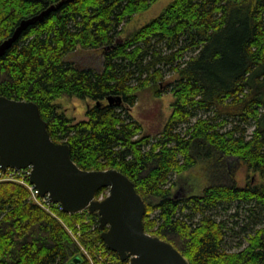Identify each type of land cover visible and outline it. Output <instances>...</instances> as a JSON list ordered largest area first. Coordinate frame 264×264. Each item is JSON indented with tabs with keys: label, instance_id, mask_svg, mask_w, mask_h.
Wrapping results in <instances>:
<instances>
[{
	"label": "trees",
	"instance_id": "1",
	"mask_svg": "<svg viewBox=\"0 0 264 264\" xmlns=\"http://www.w3.org/2000/svg\"><path fill=\"white\" fill-rule=\"evenodd\" d=\"M157 1L0 0V44L22 27L0 56V96L36 102L82 169L126 174L145 231L190 264H264V0H172L126 33ZM79 48L102 50V69L67 61ZM168 73L179 77L162 88ZM149 89L174 98L155 136L130 112ZM63 96L90 99L86 118L67 116ZM229 157L261 181L238 184ZM199 164L209 184L177 195L173 176ZM30 195L0 179V264H128L101 237L98 212H50Z\"/></svg>",
	"mask_w": 264,
	"mask_h": 264
},
{
	"label": "water",
	"instance_id": "2",
	"mask_svg": "<svg viewBox=\"0 0 264 264\" xmlns=\"http://www.w3.org/2000/svg\"><path fill=\"white\" fill-rule=\"evenodd\" d=\"M0 44V56L16 41ZM115 99L110 97L109 102ZM33 166L31 182L41 195L49 194L66 212L89 209L100 215L101 237L121 260L130 264H190L172 243L145 231L146 204L134 182L117 169L85 170L71 156L67 143L55 142L39 105L30 100L0 96V167ZM109 194L96 199L97 192Z\"/></svg>",
	"mask_w": 264,
	"mask_h": 264
},
{
	"label": "rangeland",
	"instance_id": "3",
	"mask_svg": "<svg viewBox=\"0 0 264 264\" xmlns=\"http://www.w3.org/2000/svg\"><path fill=\"white\" fill-rule=\"evenodd\" d=\"M171 1L172 0H158L149 10L136 15L134 19L127 24L126 33L141 27L151 19L157 17ZM66 60L74 63L80 68L101 70L104 64V55L102 50L79 48L68 54ZM178 77V73L166 74L162 88L172 84ZM173 99L172 93H166L158 97L153 89L141 91L136 105L131 107L130 112L135 119L143 124L144 133L155 136L163 129L172 112L171 105ZM58 103L67 116L74 117L76 120L85 119L87 108L93 105L90 99L85 100L68 96H63L58 99ZM228 162L230 165L229 169L232 170L238 184L245 185L249 178H251L253 183L261 181L260 175L258 173L249 172L247 166L239 159L229 157ZM210 169L208 164H199L182 175H174L173 178L177 182L176 194L188 195L199 193L211 180ZM108 194L109 188L100 198H105ZM231 243L234 244L233 242Z\"/></svg>",
	"mask_w": 264,
	"mask_h": 264
},
{
	"label": "built area",
	"instance_id": "4",
	"mask_svg": "<svg viewBox=\"0 0 264 264\" xmlns=\"http://www.w3.org/2000/svg\"><path fill=\"white\" fill-rule=\"evenodd\" d=\"M32 171H33L32 165H28V166L23 167V168L8 167L6 169H3L2 167H0V179H2V180H13V181H17V182L25 185L31 194L30 195L31 199L33 201L37 202L38 204H40L47 211L52 212L54 207L64 211L62 204L60 202L53 201L50 198L49 194L41 195L40 190L36 187V185L34 183L31 182ZM96 199L101 200L103 198L99 197ZM82 211L90 212L89 209H85ZM82 211H77V212H82ZM68 213H75V212H68ZM99 229H100V223H99ZM100 232L102 233L101 229H100ZM109 249H111V248H109ZM83 250L87 253L85 248H83ZM128 264H130V259L128 260Z\"/></svg>",
	"mask_w": 264,
	"mask_h": 264
}]
</instances>
